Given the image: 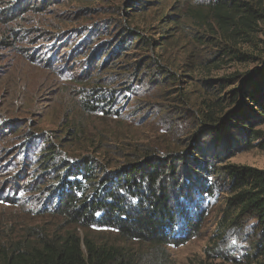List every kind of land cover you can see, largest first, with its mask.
Here are the masks:
<instances>
[{
    "label": "rangeland",
    "instance_id": "1",
    "mask_svg": "<svg viewBox=\"0 0 264 264\" xmlns=\"http://www.w3.org/2000/svg\"><path fill=\"white\" fill-rule=\"evenodd\" d=\"M174 1L138 13L129 11L125 0H51L46 6L43 0H0V119L6 121H0L4 136L0 139L1 145L11 150L9 155L20 138L33 134H43L54 145L51 151L64 160L89 156L106 168L125 164L146 150L160 154L186 151L189 129L197 122L195 106L200 107L201 99L213 93L211 88H204V80L235 76L239 80L264 62V21L251 41L245 39L239 45L245 59L222 57L219 67L210 66L203 74L207 58L220 49L216 35L200 21L185 20V26L169 27L168 35L175 37L163 47L155 45L167 37L162 18L175 13ZM178 2L185 8L206 4L205 0ZM200 11L204 15L207 12ZM92 31L94 40L98 39L96 44L104 43L102 55L94 51L93 41L86 43V50H76L78 42L74 40H83L85 33ZM130 31L145 37L148 47L145 41L127 37L123 49L106 65L104 57ZM71 44L76 45V51L69 55ZM189 51H193L196 62L193 75L187 67ZM83 54L87 57H81ZM155 62L173 79L164 80ZM98 79L109 85L108 91L114 90L117 104L109 115L105 111L87 112L82 107L83 88H92L90 82ZM237 80L222 90L224 106L230 104L229 93L238 87ZM213 83L219 93L220 84ZM8 123L12 128L4 130ZM256 130L264 133V125ZM232 151L235 155L226 158L227 165L264 170L261 148ZM6 179L2 177L0 183ZM221 179L226 181L224 175ZM8 182L1 183L0 191ZM221 194L198 236L179 247H158L124 242L114 230H82L67 225L56 214H43L45 208L30 204L33 193L7 189L0 195V260L5 247L25 239L36 240L37 236H64L76 229L82 239L89 237L100 246L122 248L137 264H248L254 251L255 223L245 219L240 226L227 228L219 238V214L226 202V195Z\"/></svg>",
    "mask_w": 264,
    "mask_h": 264
},
{
    "label": "trees",
    "instance_id": "2",
    "mask_svg": "<svg viewBox=\"0 0 264 264\" xmlns=\"http://www.w3.org/2000/svg\"><path fill=\"white\" fill-rule=\"evenodd\" d=\"M50 1L43 0V6ZM167 1L125 0V6L129 11L144 13L153 5L160 7ZM179 3L174 1L175 13L163 16L167 37L162 38L163 43L155 45L163 47L175 37V34L168 35L169 27L185 26V20L200 21L201 26L216 35L219 41L216 47L220 49L207 58L201 70L203 74L210 66L219 67L224 61L222 57L245 59L246 54L238 47L247 39L251 41L264 21V0H205V5L195 8L179 7ZM200 9L207 11L206 14ZM206 15H210L209 18ZM92 33H85L83 40H74L78 42L76 50L81 47L86 50V43L93 41L94 51L102 55L104 43L96 44L98 39L94 40L95 32ZM127 37H135L141 43L145 41L146 47L149 45L145 37L130 31L110 55L104 57L106 65L123 49ZM149 42L154 45L152 40ZM75 46L71 44L67 54H72ZM187 54V67L193 75L194 54L193 51ZM158 62H163L159 56ZM156 65L161 76H165L164 80L173 79L161 64ZM236 80V76L204 80V88H211L213 93L201 99L200 107L195 106L197 122L189 126L188 149L183 152L160 154V151L146 150L132 156L125 164L106 168L89 156L64 160L51 151L54 145L43 134L20 138L11 155V150L1 145L3 140L0 139V180L10 174L8 179L1 181L5 184L9 180L0 195L7 189L15 193H33L30 204L45 208L43 214H56L75 228L109 229L116 231L124 242L179 247L198 236L222 193L226 195L223 197L226 202L219 214L217 235L220 238L227 228L240 226L245 219L253 221L256 238L248 264H264V170L226 164V158L235 155L232 150L240 152L255 147L264 150V133L256 130L264 125V62L237 80L238 87L229 93L230 104L224 106L220 100L222 90ZM100 81L90 82L94 84L92 88H83L82 107L87 112L105 111L109 115L117 104L114 90L108 91L109 85ZM213 82L220 84V95L214 91ZM106 107L108 111L104 110ZM11 128L8 123L4 130ZM222 175L227 182L220 180ZM0 264L137 262L118 246H100L89 237L82 239L75 229L64 236H37L36 240L25 239L5 247Z\"/></svg>",
    "mask_w": 264,
    "mask_h": 264
}]
</instances>
